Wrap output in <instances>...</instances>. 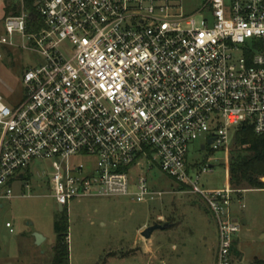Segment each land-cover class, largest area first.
I'll use <instances>...</instances> for the list:
<instances>
[{
	"label": "built area",
	"instance_id": "built-area-1",
	"mask_svg": "<svg viewBox=\"0 0 264 264\" xmlns=\"http://www.w3.org/2000/svg\"><path fill=\"white\" fill-rule=\"evenodd\" d=\"M5 1L4 12L14 10L0 59L17 49L35 61L19 103L0 96V206L38 188L68 211L86 197L154 202L164 192L133 175L142 162L204 200L217 226L215 264H233L241 191L229 179L201 187L213 167L187 157L201 141L225 152L228 172L234 131L264 135V0H203L191 14L181 0H32L41 27L31 33L26 0Z\"/></svg>",
	"mask_w": 264,
	"mask_h": 264
},
{
	"label": "rangeland",
	"instance_id": "rangeland-1",
	"mask_svg": "<svg viewBox=\"0 0 264 264\" xmlns=\"http://www.w3.org/2000/svg\"><path fill=\"white\" fill-rule=\"evenodd\" d=\"M203 0H181L183 11L194 13ZM0 4V35L4 29V8ZM200 20L201 16L196 15ZM4 49L0 59V96L9 106L17 105L25 94L23 71L34 65L35 56ZM201 141L190 147L188 165L213 167L204 173L200 186L223 189L227 185V155L211 146L201 149ZM235 144L230 147L231 153ZM140 162L133 175L141 171L150 186L164 192L154 202L139 203L132 196L86 197L73 201L68 213L70 264H215L218 243L217 226L204 200L188 188H177L158 168L147 172ZM38 170H40L38 168ZM264 181V178L262 179ZM233 214L241 225L236 238L233 264H256L264 260V190L238 189ZM14 195L23 193L18 183ZM33 196L3 201L0 208V264H51L56 243L55 221L60 214L47 188H38ZM238 195H242L238 201ZM243 205V207H242ZM246 220V224L243 221ZM170 222V231L158 230L150 239L141 232L154 223ZM7 223L11 227H7ZM44 240L36 244L35 234Z\"/></svg>",
	"mask_w": 264,
	"mask_h": 264
},
{
	"label": "trees",
	"instance_id": "trees-1",
	"mask_svg": "<svg viewBox=\"0 0 264 264\" xmlns=\"http://www.w3.org/2000/svg\"><path fill=\"white\" fill-rule=\"evenodd\" d=\"M26 2V8L31 14V22H34V25L30 23L27 30L31 33L38 30L41 23L33 1L26 0ZM11 5L5 9V15L14 10ZM8 55L11 56L12 53L9 51ZM233 144L236 150L231 153L228 166L230 187L234 190L240 188L264 190L262 180L264 178V135H257L251 125H244L234 131ZM54 229L56 243L53 247L51 264H70L69 218L66 209L58 215ZM256 264H264V260H259Z\"/></svg>",
	"mask_w": 264,
	"mask_h": 264
},
{
	"label": "water",
	"instance_id": "water-1",
	"mask_svg": "<svg viewBox=\"0 0 264 264\" xmlns=\"http://www.w3.org/2000/svg\"><path fill=\"white\" fill-rule=\"evenodd\" d=\"M208 144H211V140L208 142ZM202 149H205V146H202ZM58 210L61 212L63 211V207L62 206H58ZM245 223V222H244ZM168 227V224L165 223V224H161V223H154L153 225L145 228L142 232H141V235L146 238V239H150L152 234L158 230H164ZM35 238H36V244L40 245L41 242L43 241V237L36 233L35 234Z\"/></svg>",
	"mask_w": 264,
	"mask_h": 264
},
{
	"label": "crops",
	"instance_id": "crops-1",
	"mask_svg": "<svg viewBox=\"0 0 264 264\" xmlns=\"http://www.w3.org/2000/svg\"><path fill=\"white\" fill-rule=\"evenodd\" d=\"M13 50H10V52L14 55V53L12 52ZM19 51V50H18ZM13 55H12V57H13ZM11 57V56H10ZM227 182H228V179H227ZM228 184V183H227ZM172 188H173V190L174 189H178L179 187H177V188H175L173 185H172ZM241 197H242V195H241ZM235 201V200H234ZM0 208H3V207H1L0 206ZM71 208V207H70ZM233 218L235 219V220H238V218L237 217H235L234 216V214H233ZM245 222V223H244ZM165 223H167L168 224V227L166 228V229H164V230H162V231H167V232H169L170 231V227H171V223L170 222H165ZM165 223H163V224H165ZM243 224H246V220H244L243 221ZM154 234V233H153ZM153 234H152V236H153ZM238 234L239 233H237L236 234V236L234 237V244H233V248H232V251H233V253H234V249L237 247V245H236V238H237V236H238ZM151 236V237H152ZM44 240V239H43ZM41 244H42V242H41Z\"/></svg>",
	"mask_w": 264,
	"mask_h": 264
}]
</instances>
